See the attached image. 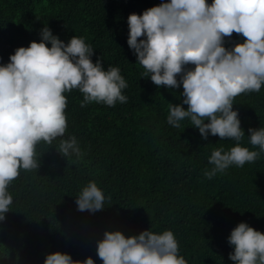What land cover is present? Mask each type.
I'll return each mask as SVG.
<instances>
[{
  "label": "trees",
  "instance_id": "16d2710c",
  "mask_svg": "<svg viewBox=\"0 0 264 264\" xmlns=\"http://www.w3.org/2000/svg\"><path fill=\"white\" fill-rule=\"evenodd\" d=\"M161 0H0V64L48 26L67 43L82 36L93 48V62L117 66L127 82V102L81 107L82 93H65L68 127L82 158L62 157L59 140L37 145V170H20L9 185L13 203L0 221V264H43L45 253L61 251L73 259L91 256L102 264L96 241L105 230L125 236L149 230L173 231L187 264H234L227 241L232 228L246 222L264 233V153L243 167L230 166L212 179L214 147L234 144L209 135L201 138L189 119L175 128L167 123L169 104L182 101L180 88H157L127 45V16ZM210 2V0H208ZM236 33L225 46L242 41ZM179 79V77H178ZM248 143L250 127H264V86L234 99ZM187 108V105L181 104ZM57 151H56V149ZM253 150H259L258 147ZM41 156V157H40ZM95 181L105 208L79 211L75 199Z\"/></svg>",
  "mask_w": 264,
  "mask_h": 264
},
{
  "label": "clouds",
  "instance_id": "9594fccd",
  "mask_svg": "<svg viewBox=\"0 0 264 264\" xmlns=\"http://www.w3.org/2000/svg\"><path fill=\"white\" fill-rule=\"evenodd\" d=\"M127 45L157 88H180L182 101L169 104L167 123L179 128L189 119L202 139L209 135L234 144L214 147L208 157L212 166L204 176L212 179L230 166L243 167L264 153V127L248 129V143L234 99L242 93L259 92L264 86V0H161L157 5L127 16ZM236 33L244 39L225 46ZM39 41L17 47L8 62L0 64V221L10 211L9 185L20 170H37V145L59 140L64 158H82L74 135L64 139L68 127L65 93L83 95L81 107L93 102L124 104L127 82L117 66H102L91 59L94 48L82 36L67 43L48 26ZM179 77V79H178ZM181 104L187 105V108ZM258 147L257 150H253ZM41 157V156H40ZM105 195L89 181L76 196L81 212L105 208ZM234 264H264V233L239 222L227 237ZM102 264H187L172 230L148 229L125 236L105 230L96 241ZM43 264H95L91 256L73 259L67 252L45 253Z\"/></svg>",
  "mask_w": 264,
  "mask_h": 264
}]
</instances>
